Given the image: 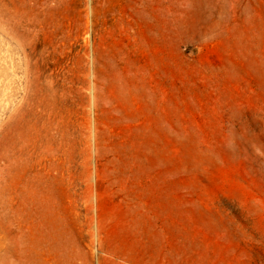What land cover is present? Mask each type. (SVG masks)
I'll return each instance as SVG.
<instances>
[{
	"label": "rangeland",
	"instance_id": "obj_1",
	"mask_svg": "<svg viewBox=\"0 0 264 264\" xmlns=\"http://www.w3.org/2000/svg\"><path fill=\"white\" fill-rule=\"evenodd\" d=\"M20 225L57 264H264V0H0Z\"/></svg>",
	"mask_w": 264,
	"mask_h": 264
},
{
	"label": "bare ground",
	"instance_id": "obj_2",
	"mask_svg": "<svg viewBox=\"0 0 264 264\" xmlns=\"http://www.w3.org/2000/svg\"><path fill=\"white\" fill-rule=\"evenodd\" d=\"M37 228L45 235L43 239L46 240L39 249L26 245L17 236L25 229L24 226L10 227L8 238L0 245V264H57L58 260L52 252L55 240L53 231L50 227Z\"/></svg>",
	"mask_w": 264,
	"mask_h": 264
}]
</instances>
